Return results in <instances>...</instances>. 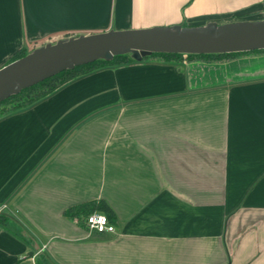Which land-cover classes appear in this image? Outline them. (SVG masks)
Masks as SVG:
<instances>
[{"label": "crops", "instance_id": "0c3cea01", "mask_svg": "<svg viewBox=\"0 0 264 264\" xmlns=\"http://www.w3.org/2000/svg\"><path fill=\"white\" fill-rule=\"evenodd\" d=\"M263 20L264 0H0V69L72 37ZM262 65L151 57L0 117V264H264Z\"/></svg>", "mask_w": 264, "mask_h": 264}, {"label": "water", "instance_id": "95a60500", "mask_svg": "<svg viewBox=\"0 0 264 264\" xmlns=\"http://www.w3.org/2000/svg\"><path fill=\"white\" fill-rule=\"evenodd\" d=\"M264 51V20L199 27L109 31L46 44L0 69V104L61 73L99 61L130 56L230 55ZM31 256H33L31 254Z\"/></svg>", "mask_w": 264, "mask_h": 264}, {"label": "trees", "instance_id": "16d2710c", "mask_svg": "<svg viewBox=\"0 0 264 264\" xmlns=\"http://www.w3.org/2000/svg\"><path fill=\"white\" fill-rule=\"evenodd\" d=\"M256 53H264V51H257V52H252V53H242V54L207 55V56L154 55L152 58H160V59H163V60H165L167 62H171L173 60H179V59L180 60L181 59L184 60V59H196V58H198V59H205V60H219V59H224V58H234V57H237V56L249 55V54H256ZM26 55H28V54L26 52L22 51V52H20L14 58V60L12 62L17 61V60L25 57ZM132 63H136V61H134L133 59H131L130 56H121V57L115 58L112 62L99 61V62H96V63H93V64H89V65H86V66H83V67H79V68H76L73 71H67V72L61 73L60 75H57V76H55V77H53V78H51L49 80H46L45 82H43V83H41V84H39L37 86H34V87H32V88H30L28 90H25L20 95H18L16 97H13V98L5 101L4 103L0 104V106L1 105H4V104H7V102H9L11 100H13V101L20 100L21 101L22 100L21 98L23 97V94H25L26 92L33 91V90L37 89L38 87H43L48 82H50V81H52V80H54L56 78H60V77H62L64 75H67V76L69 75L68 78L62 79L61 83L57 84L50 91H47L44 94H41V98H35V99L31 100V101L24 102V103L21 102V104L15 105L11 109V111L9 113L16 112V111H19V110H24V109H27V108H30V107L34 106L35 104H37L38 102H40L42 100L48 98L49 96H51L52 94H54L56 91H58L62 87L66 86L67 84H69V83H71V82H73V81H75V80H77V79H79V78H81L83 76L89 75V74H91L93 72H96L97 70L102 69V68H106V67H116V66H122V65L132 64ZM94 68H96V69H94ZM89 215H87V217ZM40 256H43V257L47 258L48 261H49V263L53 264L51 262V260L46 255H40ZM36 264H44L41 257H39L37 259Z\"/></svg>", "mask_w": 264, "mask_h": 264}, {"label": "rangeland", "instance_id": "374dc122", "mask_svg": "<svg viewBox=\"0 0 264 264\" xmlns=\"http://www.w3.org/2000/svg\"><path fill=\"white\" fill-rule=\"evenodd\" d=\"M131 58V57H130ZM132 59V58H131ZM160 59V58H159ZM227 59H230V58H224V59H219L217 61H224V60H227ZM186 61H191L192 59H184ZM184 60H173V61H176V62H183ZM202 60H205V59H202ZM207 62L208 61H215V60H206ZM97 68V67H96ZM94 68V69H96ZM99 68V67H98ZM261 68V69H260ZM254 70L255 73H258V71L260 70H264V65L261 66H257V67H254L252 68ZM81 73V72H80ZM69 75H64L60 78H56L50 82H48L46 85H44L43 87H38L37 89L33 90V91H29V92H26L25 94H23V97L21 98L22 100H16V101H9L7 102V104H4V105H1L0 106V117L1 116H4L5 114H9V112L11 111V109L15 106V105H18V104H21V102H28V101H31L35 98H41V94H44L45 92L47 91H50L53 87H55L57 84L61 83L62 79H65V78H68ZM42 258V261L44 264H51L49 263L48 259L43 257V256H40Z\"/></svg>", "mask_w": 264, "mask_h": 264}, {"label": "built area", "instance_id": "2783aa9c", "mask_svg": "<svg viewBox=\"0 0 264 264\" xmlns=\"http://www.w3.org/2000/svg\"><path fill=\"white\" fill-rule=\"evenodd\" d=\"M86 225L89 231L96 232L99 234L115 233L116 228L111 223L110 219L100 213H93L86 218Z\"/></svg>", "mask_w": 264, "mask_h": 264}]
</instances>
